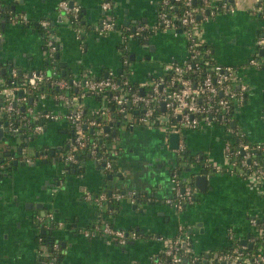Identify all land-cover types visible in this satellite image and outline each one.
<instances>
[{
	"label": "crops",
	"instance_id": "1",
	"mask_svg": "<svg viewBox=\"0 0 264 264\" xmlns=\"http://www.w3.org/2000/svg\"><path fill=\"white\" fill-rule=\"evenodd\" d=\"M73 1L81 6L85 23L80 36L60 0H0L11 15L6 21V11L0 12V35L4 36L0 63L16 66L23 75L43 70L45 37L38 26L42 19L50 21L59 43L63 74L68 72L70 79L84 72L119 76L125 71L131 82L144 88L143 84L164 73L166 64L181 62L187 55V39L182 33L154 29L161 0H109V11L103 8L106 0ZM218 1L223 0H214ZM226 1L235 10L203 18L199 14L198 32L214 60L235 65L241 81L248 85L244 99L234 100L230 125L223 121L186 127L181 136L160 123L131 126L125 122L119 129V123H109L107 131L116 136L111 144L117 152L113 170L107 172L104 163L92 156L84 165L66 170L59 155L60 148H70L73 128L66 117L69 108L58 93L45 95L34 104L35 111H51L57 117L39 119L40 131L30 127L23 131L11 148L16 156L8 166L0 164V264H40L44 249L39 235L44 224L53 220L62 258L57 262L53 257L46 264H152L162 254L166 239L179 234L180 226L191 234L193 250L202 257L199 264L212 263L235 237L249 242V235L257 231L251 219L264 217V183L251 184L240 165L230 164L227 144L236 140V130L251 143L264 142V55L260 53L264 45L258 44L264 37V0ZM110 15L115 27L104 29L102 20ZM139 26L148 28L143 39L125 40L126 30ZM257 52L259 63L253 64ZM81 97L90 115L108 117L112 106L106 95L87 93ZM0 120L7 121L1 114ZM181 137L189 156L197 160L182 162L185 167L178 172ZM19 145H23V153L18 155ZM17 156L19 163L15 164ZM174 173L197 187L194 202L184 209L166 201L174 195ZM199 173L208 175L204 190L195 183ZM104 187L124 194L111 204L110 213L84 197L85 189L97 194ZM101 215L114 225L136 230L139 237L121 245L102 234L87 236L84 230L95 226Z\"/></svg>",
	"mask_w": 264,
	"mask_h": 264
},
{
	"label": "built area",
	"instance_id": "2",
	"mask_svg": "<svg viewBox=\"0 0 264 264\" xmlns=\"http://www.w3.org/2000/svg\"><path fill=\"white\" fill-rule=\"evenodd\" d=\"M177 2L183 3L181 13H177L174 8ZM60 6L68 16L70 23L76 26L78 36L83 31L79 25L81 22V6L73 0H60ZM3 5L0 4V12ZM105 10L112 9L109 0L103 2ZM234 11L235 8L228 1L202 0L201 5H196L195 0H161L158 10V23L154 29L173 30L176 34L182 33L187 39V55L181 61H173L165 66L163 74L158 75L143 84V92L141 87L133 89L130 79H118L114 75L94 76L89 72H84L77 78H65L55 76L54 72L48 74L47 71L39 70L26 73L21 81H12L8 84L2 77V69L0 67V114L8 121L10 130L20 132V126L16 124L15 118L21 116L26 117L24 111L33 115L34 119L56 118L57 115L51 111H35L34 104L45 98V93L33 97V103L26 107L24 103L28 101L29 95L27 90L37 89L39 85L47 81L52 86L56 85L60 92L58 96L64 99L68 105L67 119L71 122L74 130V139L71 141L69 151L64 155L63 162L68 166L78 167L82 165V159L78 155V151L84 148L89 142V136L85 126H97L98 132H104L103 122L97 118H87L85 115V104L82 101L83 95L87 93L106 95L110 101L118 106V112L124 118L128 125L143 124L152 126L156 123L165 125L168 130L177 132L183 136V130L187 128H198L205 124L214 122H228L230 117L228 113L232 109L234 100L242 101L248 90V85L241 81V75L235 65H225L218 63L212 57L211 50L203 49L204 44L199 36L198 25L200 18L204 16L214 15L222 11ZM40 24L46 29L45 36L46 55L53 56L58 53L59 43L55 32L50 29V21L48 19L40 20ZM116 21L110 15L102 20L104 29H112L115 27ZM148 29V28H147ZM145 26H139L135 30L127 29L125 40L143 36L147 30ZM260 46L264 45V37L258 39ZM258 55L251 59L253 64H258ZM201 62L208 64L203 76L195 79L191 73L202 72ZM13 77L19 75L16 66L11 69ZM239 83V87L236 85ZM76 87V91L66 93L67 89ZM30 99V98H29ZM110 114V112H109ZM109 119H113L111 115ZM28 121V120H27ZM36 131L42 129V125L37 123L33 126ZM244 157L241 162L243 174L253 185L264 183V164L258 160H254L253 164L249 157L252 155V149L264 151V142L248 143L243 139L240 140ZM184 138H180L178 152L181 153L185 149ZM98 142L95 140L91 144V154L97 160L104 163L107 172L113 170V156L115 151L105 153L101 156L97 155ZM227 154L231 158L232 166H238V161L233 159L231 144H227ZM26 160L31 161L30 158ZM174 185V195L166 199V201L177 209H184L189 203L194 202L197 193V187L192 183L182 184L178 173L172 176ZM135 193V191H134ZM136 194V193H135ZM124 194L120 191L111 192L110 194L102 190L94 194L91 190H84V197L87 200L94 201L100 209L106 213L113 210L111 204L120 200ZM51 218L53 217L50 213ZM252 223L258 227V218L251 219ZM62 223V222H61ZM263 230V229H261ZM87 236L102 234L109 242H116L121 245L129 243L131 239H136L139 234L136 230L128 231L126 228L111 223L104 215H101L99 221L92 228L84 230ZM234 237V235H233ZM232 237V239H233ZM193 240L190 233L186 231L184 226H180V232L173 238H167L163 252L168 258L169 264H183L185 258L189 262L200 263L201 255L193 250ZM54 248L58 249L59 244L55 243ZM247 244H238L232 251H220L212 263L221 264L223 261L230 264H264V250L260 248L257 255L250 257V253L246 252ZM192 253L191 256H188ZM161 261L156 258L152 264H159ZM208 264V263H206Z\"/></svg>",
	"mask_w": 264,
	"mask_h": 264
},
{
	"label": "trees",
	"instance_id": "3",
	"mask_svg": "<svg viewBox=\"0 0 264 264\" xmlns=\"http://www.w3.org/2000/svg\"><path fill=\"white\" fill-rule=\"evenodd\" d=\"M195 2H196V5H201L202 4V0H195ZM176 5H177V7H175L174 10L177 13H181L182 8H183V3L182 2H177ZM84 24L85 23H83L82 15H81V22H80L79 25L83 26ZM38 26L41 27V31H42V33H43V35L45 37L46 34H47L46 29L40 24H38ZM138 38H139V40L143 39L142 36H138ZM202 48L203 49L207 48V45L203 44ZM123 49H124L123 50L124 55L128 56V51L125 48H123ZM58 50H59V48H58ZM201 65H202L201 68L204 69L202 72H200V73H198V72L191 73V75H193V77L196 80L203 76V74L205 72V69L209 66L208 64H206L204 62H201ZM13 66L14 65H8V64H4L3 65L2 63H0V67L2 69V72H1L2 73V77L6 80V82L8 84H13L12 81H15V82L21 81V79H23V77H24L23 74H19L17 77H13L12 73H11V69H12ZM3 68H4V70H3ZM43 70L44 71L52 70L54 72L55 76H62V77L70 79V77L68 75V72H66V74H63V68L61 66L60 59L57 56V53H55L53 56L46 55V59H45V62H44ZM127 74H128L127 72L123 71L122 74L117 76V77L120 80H124L125 78L128 77ZM130 84H131V87L133 89L140 88V85L135 84V83H133L131 81H130ZM60 91H61V89H59L56 85L52 86L49 82L44 81V82H42L39 85V87L37 89L27 90V94L29 95V98H31V97H35L36 98L37 95H39L41 93H45V95L49 94V96H51L52 94H57ZM67 92L68 93H72V92L77 93L76 87H73L71 89H67L66 93ZM29 98H28V101H26L24 103V105L26 107L31 105V103L29 102V100H30ZM110 103H111L112 109L110 110V114L109 115H111L113 119H109L107 116H105L104 114H101V113L90 115V113H88V109L87 110L85 109L86 117L87 118H97V119L101 120L103 122L104 128L109 123H112L114 125H116V123L117 124L119 123L117 125L118 129H119V126H121V124L125 123L126 121L121 116V113L118 112V106L113 101H111ZM232 109L228 113L229 117L232 115L231 114ZM24 114H26V117H24L23 119H21V116L15 118V122H16L17 125L20 126V131H22V132L25 131V130L26 131L29 130V127L32 128L33 126H35L40 121V120L34 119L33 115L28 113V112H26V111H24ZM3 117L6 118L7 114H5ZM230 123L231 122L229 120L227 122V125H230ZM85 127H86L85 129L87 131V134L89 136V142L84 148H82L81 150L78 151V155H79L80 159H82L83 165L92 156L90 149H91V144H92L93 141L96 140L98 142V146L99 147H98L97 155L101 156V155H103L105 153V151L106 152L108 151L107 153H110L112 151L113 147H112L111 144L114 142V139L116 137L113 133H110V132H108L105 129H104L103 133L98 132V127L97 126H95V127L94 126H85ZM236 132H237L236 133V140L232 141L231 150H232L233 159L238 161L237 165H241L242 159L244 157V153L242 151V145L240 144V140L243 139L245 142H248V143H251V142H249L246 139V137L243 135L242 132H240L239 130L238 131L236 130ZM188 152H189V150H185L184 149L181 152V154L179 155L180 164L178 165L179 166L178 172H182V170L185 167L182 164V162L190 163V162H193L194 160H197L196 158H194L192 156H189ZM252 152L253 153H252L251 157H249L250 162L253 164L254 160H258L259 162L264 164V151L252 149ZM201 160H203L202 157H201ZM72 168H73V165L68 166V170H71ZM207 168H208V166H206V169ZM180 180L182 181V184H185L187 182L193 184L192 181H186V180L182 179L181 177H180ZM103 190L107 191L109 194L111 193V192H109L108 189L106 190V187H104ZM46 224H49L50 226L49 227L45 226ZM258 227H259V229H257V231H254V232H252L249 235V237H250V239L248 237L249 242L246 243L247 244V248L245 250H246V252L250 253V257L257 255L259 253V251H260V248H263V250H264V217L263 218H258ZM42 229H44V230L40 233L39 236H40V241H41V245H42L41 249H44V252L42 253V255L39 258L40 264L49 263V260L51 258H53V257H56L57 262H60V259L62 258L61 243H60V249L59 250L54 248V244L57 242V240L55 238V233H54L55 232V222L54 221H52V222L50 221V223H45ZM261 229H263V230H261ZM241 243L242 242L237 237H235L231 241L230 244L224 246L221 250L222 251H232V249L236 245L241 244ZM191 255H192V253L188 254V256H191ZM158 260L161 261L159 264H169V260H168L167 257H165L164 253L160 254V256L158 257Z\"/></svg>",
	"mask_w": 264,
	"mask_h": 264
},
{
	"label": "water",
	"instance_id": "4",
	"mask_svg": "<svg viewBox=\"0 0 264 264\" xmlns=\"http://www.w3.org/2000/svg\"><path fill=\"white\" fill-rule=\"evenodd\" d=\"M7 9L10 10V8L8 6L2 7V10L6 11V13H4L6 21L10 20L9 16H11L9 10H7ZM12 11L14 13L16 12L14 7L12 8ZM198 17L200 18V15ZM5 24H6V22H4L1 25V28L3 29V31L5 30V28H4ZM3 39H4V36L0 35V43H2ZM146 43H149V40H146ZM260 53H261V55H264V46L260 48ZM57 56L59 57V53H57ZM141 89L143 90V88H141ZM30 100H32V98H30ZM109 129H110V125L107 124L105 126V130H109ZM19 136H21V135L20 134L16 135V132H12L10 130V128L8 126V121L2 122V120H0V164L2 166H4V167L8 166L10 164L9 161L12 159V157L16 156V151L11 150V148L14 147V145L16 143V139ZM22 146L23 145L19 146L18 155L23 153ZM242 151L244 152V150H242ZM38 154H39V151L36 152V155H38ZM59 160L62 161L63 157L62 156L59 157ZM13 163H15V164L19 163L18 156L14 159ZM73 171H75V169H73ZM207 176L208 175L206 173H199L196 175L195 183L201 190L206 189L205 185L207 182ZM109 177L112 178L113 174H110ZM35 206H42V204H39V205L36 204ZM41 214L43 216H45L46 215L45 210H42ZM247 241H248L247 238L241 239V242L243 244L247 243ZM206 257L208 258L209 254H207ZM204 262H206V260H204ZM225 263L226 262H224V261L222 262V264H225ZM227 263H230V262H227ZM183 264H190L189 259L185 258L183 261ZM197 264H199V263H197Z\"/></svg>",
	"mask_w": 264,
	"mask_h": 264
},
{
	"label": "flooded vegetation",
	"instance_id": "5",
	"mask_svg": "<svg viewBox=\"0 0 264 264\" xmlns=\"http://www.w3.org/2000/svg\"><path fill=\"white\" fill-rule=\"evenodd\" d=\"M12 132H14V131H12ZM16 132V131H15ZM21 133H24V132H22V131H20V132H16V135H18V134H21ZM72 133V135H71V141L74 139V136H75V134H74V130H73V132H71ZM26 135V134H25ZM24 144V143H23ZM71 144V143H70ZM20 146V145H19ZM19 151V150H18ZM17 151V152H18ZM69 150H67V149H65V147H63V148H60V152H61V154L59 155V157H64V155L68 152ZM70 168V167H69ZM68 168H66V170H67ZM54 221V220H53Z\"/></svg>",
	"mask_w": 264,
	"mask_h": 264
}]
</instances>
